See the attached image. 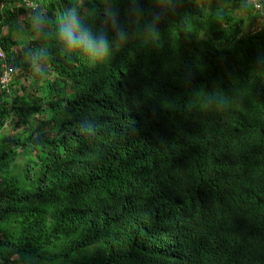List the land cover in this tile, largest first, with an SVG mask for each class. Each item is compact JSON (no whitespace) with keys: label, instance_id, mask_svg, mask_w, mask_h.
I'll list each match as a JSON object with an SVG mask.
<instances>
[{"label":"trees","instance_id":"1","mask_svg":"<svg viewBox=\"0 0 264 264\" xmlns=\"http://www.w3.org/2000/svg\"><path fill=\"white\" fill-rule=\"evenodd\" d=\"M17 1L0 264H264V3ZM73 12L106 54L65 47Z\"/></svg>","mask_w":264,"mask_h":264},{"label":"clouds","instance_id":"2","mask_svg":"<svg viewBox=\"0 0 264 264\" xmlns=\"http://www.w3.org/2000/svg\"><path fill=\"white\" fill-rule=\"evenodd\" d=\"M66 20L67 24H62L60 31V39L64 41L66 48L75 50L81 48V46L83 45L84 50L89 53H95L96 55H103L107 53L108 43L105 39H101L99 45L94 46L91 41H82L76 35V32L80 25L74 12L69 17H66Z\"/></svg>","mask_w":264,"mask_h":264},{"label":"built area","instance_id":"3","mask_svg":"<svg viewBox=\"0 0 264 264\" xmlns=\"http://www.w3.org/2000/svg\"><path fill=\"white\" fill-rule=\"evenodd\" d=\"M251 2L254 3L253 0H251ZM0 6L2 8L4 4L2 3ZM12 6L13 8H24L26 11L27 10L33 11L36 7V4L34 3L33 0H18ZM254 7L257 8L258 7L257 4L254 3ZM12 81H13L12 72L8 64L6 63L4 52L0 48V90L5 91L7 93Z\"/></svg>","mask_w":264,"mask_h":264},{"label":"rangeland","instance_id":"4","mask_svg":"<svg viewBox=\"0 0 264 264\" xmlns=\"http://www.w3.org/2000/svg\"><path fill=\"white\" fill-rule=\"evenodd\" d=\"M258 24H259V22L255 21V22H253L251 25L248 26V22L245 21V22L243 23V25H242V30L246 32L247 30H252L253 28L255 29V28L258 27ZM37 67H38V66H37ZM46 74H50V72H46ZM30 78H31V76L28 75V76L26 77V79H22V78H20L19 80H21L22 83L25 85V87L28 89V90H27L28 94L31 95V94L34 92L35 87H34V85H32V87H30V85H28V84H29V83H28V80H30ZM10 87H11V85H10ZM42 90H43V89H41V88L39 89V91H42ZM9 92H10V89H9ZM33 94L37 95L38 93H37V92H34ZM17 161H18V162H22V159H17ZM87 250H88V252L90 253V252L92 251V248H84V249H82L79 253H78V252H74V254H75L76 256H80V255H83V254L85 253L83 256H87ZM83 256H82V257H83Z\"/></svg>","mask_w":264,"mask_h":264},{"label":"crops","instance_id":"5","mask_svg":"<svg viewBox=\"0 0 264 264\" xmlns=\"http://www.w3.org/2000/svg\"><path fill=\"white\" fill-rule=\"evenodd\" d=\"M259 2H263L264 3V0H258ZM263 6H264V4H263ZM264 13V12H263ZM20 22V21H19ZM6 33V28L5 27H3L2 29H1V31H0V38H1V36L3 35V34H5ZM38 72V67L37 66H35V68H33V70H32V73L33 74H36ZM33 74H29L30 76L31 75H33ZM12 83H13V81H12ZM11 83V84H12ZM11 264H14V263H11Z\"/></svg>","mask_w":264,"mask_h":264}]
</instances>
